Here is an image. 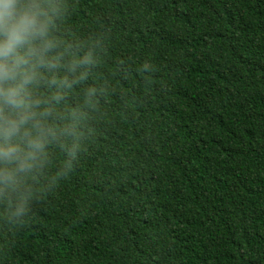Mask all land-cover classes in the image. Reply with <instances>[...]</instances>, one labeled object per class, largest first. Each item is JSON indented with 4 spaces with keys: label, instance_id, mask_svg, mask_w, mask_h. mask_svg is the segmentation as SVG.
I'll list each match as a JSON object with an SVG mask.
<instances>
[{
    "label": "trees",
    "instance_id": "1",
    "mask_svg": "<svg viewBox=\"0 0 264 264\" xmlns=\"http://www.w3.org/2000/svg\"><path fill=\"white\" fill-rule=\"evenodd\" d=\"M38 2L75 83L35 89L0 264H264V0Z\"/></svg>",
    "mask_w": 264,
    "mask_h": 264
},
{
    "label": "clouds",
    "instance_id": "2",
    "mask_svg": "<svg viewBox=\"0 0 264 264\" xmlns=\"http://www.w3.org/2000/svg\"><path fill=\"white\" fill-rule=\"evenodd\" d=\"M55 47L48 12L38 0H0V178L6 181L34 166L51 132L41 119L50 113L35 89L75 83L59 76L58 58L49 55ZM90 63L85 56L68 71Z\"/></svg>",
    "mask_w": 264,
    "mask_h": 264
}]
</instances>
